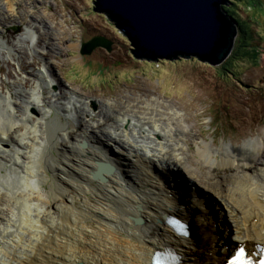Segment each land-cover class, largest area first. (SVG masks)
<instances>
[{
    "label": "bare ground",
    "instance_id": "obj_1",
    "mask_svg": "<svg viewBox=\"0 0 264 264\" xmlns=\"http://www.w3.org/2000/svg\"><path fill=\"white\" fill-rule=\"evenodd\" d=\"M26 1L18 12L21 0H0V29L27 23ZM0 47L9 48L1 36ZM47 73L43 67L35 76V89L0 99V264H153L155 255L159 264H223L238 243L264 244L263 141L230 151L198 146L197 160L208 171L234 168L207 192L199 187L205 177L187 166L183 117L172 107L109 105L94 115L74 92L48 91L41 99L42 87L59 86ZM52 112L62 119L49 118ZM99 162L113 169L104 181L93 176Z\"/></svg>",
    "mask_w": 264,
    "mask_h": 264
},
{
    "label": "rangeland",
    "instance_id": "obj_2",
    "mask_svg": "<svg viewBox=\"0 0 264 264\" xmlns=\"http://www.w3.org/2000/svg\"><path fill=\"white\" fill-rule=\"evenodd\" d=\"M22 2L18 4V12ZM227 2L229 6L223 9H230L226 13L235 19L237 35L233 45L235 55L229 56L231 65L222 67L224 62L211 66L194 57L135 59L130 54V43L113 23L103 13L92 11L93 0H35L28 7L27 0L21 7L29 16L27 23L20 21L0 29V36L9 47L8 50L0 47V99L11 93L13 101L16 89L25 92L35 89L33 79L40 76L44 67L46 76L51 74L59 86L42 87L41 99L50 98L48 91L74 92L75 97L82 96L79 102L85 103L94 115L100 109L108 110L109 105L121 109L159 102L172 107L183 117L181 127L187 133V141L181 139V144L188 155L187 166L205 177L199 187L207 191V184L229 176L234 168L208 171L197 160L198 146L206 144L215 151H230L231 147L238 149L254 141L264 142V0ZM96 36L110 43V51L96 47L91 54L82 55V44ZM25 82L29 83L24 85ZM143 85L147 93L141 91ZM234 96L240 104L234 101ZM261 106L263 110L258 112ZM158 110L163 115L167 112L163 108ZM1 112L4 115L2 109ZM20 113L18 108L16 116ZM28 113L38 115L31 108ZM82 115L83 118L85 114ZM57 116L62 119L55 112L49 114L52 120ZM89 119L84 117L85 122L90 123ZM92 120L97 122L98 117ZM262 153L264 158V149ZM49 183L50 180L45 181L44 187ZM208 194L213 192L209 190ZM208 206L223 217L220 208ZM226 230L225 237L231 236V227Z\"/></svg>",
    "mask_w": 264,
    "mask_h": 264
},
{
    "label": "water",
    "instance_id": "obj_3",
    "mask_svg": "<svg viewBox=\"0 0 264 264\" xmlns=\"http://www.w3.org/2000/svg\"><path fill=\"white\" fill-rule=\"evenodd\" d=\"M227 1L93 0L92 11L103 13L113 23L130 43V54L135 59L194 57L218 66L231 54L237 35L234 20L223 9L229 6ZM96 47L110 51V43L96 36L82 44L81 54H91ZM97 168L93 176L101 181L104 173L113 170L101 162ZM170 225L181 234L178 220L172 218Z\"/></svg>",
    "mask_w": 264,
    "mask_h": 264
},
{
    "label": "trees",
    "instance_id": "obj_4",
    "mask_svg": "<svg viewBox=\"0 0 264 264\" xmlns=\"http://www.w3.org/2000/svg\"><path fill=\"white\" fill-rule=\"evenodd\" d=\"M227 13H228V11L227 10H230V9H224ZM229 15V14H228ZM230 16V15H229ZM232 17V16H231ZM232 19L234 20V22H235V24H236V21H235V19L232 17ZM234 47H233V49H232V52H231V55L233 56V54H234ZM253 53L254 54H257V52L256 51H253ZM235 55V54H234ZM230 56V55H229ZM157 59H159V58H157ZM156 59V60H157ZM231 59H232V57H228L225 61H224V63H223V65H222V67H224V66H227V65H231Z\"/></svg>",
    "mask_w": 264,
    "mask_h": 264
},
{
    "label": "snow or ice",
    "instance_id": "obj_5",
    "mask_svg": "<svg viewBox=\"0 0 264 264\" xmlns=\"http://www.w3.org/2000/svg\"><path fill=\"white\" fill-rule=\"evenodd\" d=\"M243 256H244V252L241 249L240 252H239V255H238L237 259H241V258H243Z\"/></svg>",
    "mask_w": 264,
    "mask_h": 264
}]
</instances>
